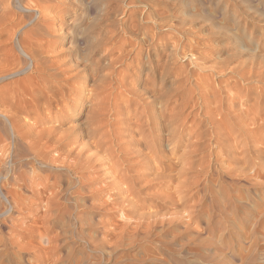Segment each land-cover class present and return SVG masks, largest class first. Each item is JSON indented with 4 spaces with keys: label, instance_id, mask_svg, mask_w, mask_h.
<instances>
[{
    "label": "rangeland",
    "instance_id": "1",
    "mask_svg": "<svg viewBox=\"0 0 264 264\" xmlns=\"http://www.w3.org/2000/svg\"><path fill=\"white\" fill-rule=\"evenodd\" d=\"M20 46L38 48L34 52L42 57L32 49L27 51L33 58L24 56ZM77 62H100L104 73L114 71L113 95L122 88L118 77L133 91L113 104L115 112L105 113L102 129L116 135L118 130L119 142L131 148L130 169L140 188L102 190L112 168L94 139L74 145L102 165L82 179L67 170L76 159H58L62 150L46 139L56 131L91 127L86 108L80 111L90 104L83 97L90 96L98 71L90 70L86 87L74 84L65 97L67 108L78 105L77 111L45 107L27 118L33 129L21 138L13 135L6 118L14 112L11 104L29 99L31 87ZM236 67L264 70V0H0V185L10 200L0 199V264H264V165L254 154L258 165L244 171L243 137L227 148L211 141L202 153L193 151L197 123L209 120L196 79L223 91L237 76ZM241 84L236 99L222 92L224 105L251 117L258 111L262 121L264 108L253 103L264 82ZM161 92L166 133L182 132L178 141L153 142L159 108L148 117L144 108ZM56 114L75 120L60 128L50 121ZM141 132L147 148L135 144ZM112 144L117 148V140ZM262 150L264 156V145ZM121 194L134 202L115 204Z\"/></svg>",
    "mask_w": 264,
    "mask_h": 264
},
{
    "label": "bare ground",
    "instance_id": "2",
    "mask_svg": "<svg viewBox=\"0 0 264 264\" xmlns=\"http://www.w3.org/2000/svg\"><path fill=\"white\" fill-rule=\"evenodd\" d=\"M23 40H24V37H23ZM23 40L21 41L22 44H24ZM26 40L28 41V39ZM32 43L34 44V42H31V44ZM36 45L34 48L38 47ZM30 46L33 47L34 45L33 46L30 45ZM41 46L39 44L38 48H41ZM31 47L27 49L33 50V48ZM38 48L36 49L37 51L35 49L31 51L32 52L36 51L37 53L39 51ZM44 48L45 47H43V51H44ZM27 49L25 47L20 46L19 50L22 52L21 53L22 55L30 58L32 55L30 54L29 50L27 51ZM36 53L34 52L32 54H34L33 56H36L38 59V56L39 57L41 56V52H39L38 55ZM33 56L31 58H33ZM157 56L159 58L161 57V54L159 53V55ZM102 57L103 56H101V58ZM37 59L35 58L34 60H37ZM123 59L125 58L121 56L117 58V60L111 61L109 63L110 68H113L114 65L117 63V61L121 63ZM22 61L23 60L20 59L19 64H21ZM87 61H90L89 58ZM100 64H101L100 62H93V63H87V64L77 62L74 69H65V68L59 69L61 71V72L59 71L60 73L51 75L49 79L42 80L41 83H39L35 87H31V89H29L28 92H26L30 97L29 99H27L26 97H22V98H18L17 100L18 102L12 101L13 103L11 104V106L13 105L12 108L14 112L10 113V116L8 115L9 117H6V118L10 122L11 130L13 131V133L14 132L18 133L19 138L23 137V133H25L27 129H29L31 126L33 129V125L29 121H27V118L34 116L35 114H37L40 110L44 109L45 107L54 108L55 110H58V113H61L63 109H65L67 112L71 111L73 108L72 107L67 108L68 105H67V100L65 99V97L70 93L71 90L75 91L74 84H76V86L78 85L80 89L86 87L87 79L91 77V75L89 74L90 70L98 71L99 73H101V75L98 78L99 80H97L95 87L88 91L90 96L83 97V98H86V100L90 98V104L87 105V101L84 102L82 104V108L80 111L81 113L84 110V108H86L84 110V113L87 115V118L90 120V122H92L91 127L87 129H84L82 126L79 127L78 129L75 127H72L66 131H60V132H57L54 129L53 133L54 131H56V133L53 135H49V137H46V139L48 138V141H50L51 144L54 146V150H56V152L58 151V149L62 150L59 152L58 159L63 158L65 160V158H70L72 156L76 159L77 161V163L75 164L76 167L74 168L68 167L67 170H70V171L73 170L77 175H79L80 179L84 177L85 171L88 173L90 172L96 173L100 170L102 165L96 164L95 160L93 159L94 157L92 156V154H90L89 152H85L83 149L75 147L74 145H76L77 143L80 142L81 139H85L86 137L94 139L93 141L94 146L99 149L105 150V152L108 155L106 159L108 162H110L108 167L112 168L110 177L108 178L107 181H105L106 186L103 187L102 190L105 191L108 189L119 188L122 193V191H126V190L128 191V189L134 190L136 188L141 187L139 183V178L133 173L134 171L130 169V166H131L130 153L132 151H131V148L119 142L118 130H117V135H116V131H111V130L104 131L102 129V125H103L102 121L104 119V115L115 112L113 111L114 110L113 104L117 103L118 105L120 103L125 102L126 101L125 98L127 97V94L130 95L133 91L126 90L125 85L123 83V79L121 77H118L117 83L122 85L120 86L122 88L121 89L119 87L117 88L116 95H113V93L109 92L110 89L113 87L112 75L114 74V71H112L110 74H106L104 73L106 68ZM33 65H34V68L36 67L39 69L38 65L36 66L35 64ZM18 67L19 66H17V68ZM160 67H161L162 74H166L167 67L164 64H162V66ZM27 69L28 67L20 68V69L15 70L14 73H21V72L24 73V71H26ZM232 71L234 72L239 71V72L237 73V76H235L233 83L231 82L230 86H227L226 88H224L225 90L223 91L210 87L209 84H207V82L204 84L203 81L199 78L196 79V87H198L199 89V93H198L199 96L197 97H199L202 100L201 105L203 106V108L206 109L205 113L207 114L209 120H208V124L202 121L197 123V128H196L198 131L197 140H196L197 143L194 145L193 151L195 153H198V152L202 153L208 147L211 141L215 142V144L221 148L222 147L227 148L231 146V143H232L231 141L233 139L236 140L238 138L243 137L244 140L242 139L241 140L244 141V145L247 146V149L245 150L246 153L244 154L245 156L242 154V156H244V160L246 163L245 164L246 166H244L243 169L244 171H247V170H252L255 166L258 165V163H256L255 161L256 158L260 162V165H264L263 153L261 152L258 153L259 151H263L262 149L264 145V131H262L263 129L262 126H264V119L259 122V119L256 118L258 111H255V116L251 117L245 111L237 112L231 105L225 106L224 97H223L222 92L225 93L224 96H227L230 98L233 97L236 99L242 90L241 89L242 86L240 87V84L242 82H247V84L252 81L264 82V70H257V69H252V68L248 70L247 68L237 69L236 67V68H232ZM84 78H86V81L84 80ZM253 90L255 89L254 88L252 89V87L245 89L243 91L245 92V94L243 93V95H245L246 97L250 95L253 92ZM193 91L194 90L192 89V85H191L189 87V92L191 95L193 94ZM256 91H259V90L256 89ZM112 96L114 97L112 98ZM164 97H165V93L161 92V94H159L155 100L145 105V108H144L145 113L143 112L146 115V117H148L149 111H155L157 108H159L157 110V114L155 115V118L161 121L160 123L161 125L159 129L157 130L156 135L154 136L153 142L159 141L160 143H162L163 141L169 140V139L178 141L183 135L182 132H177V131H171L169 133H166L167 117L164 111L165 109ZM254 100L255 101L253 103V107H255L257 110L259 108L260 109L264 108V92L263 91L256 93ZM94 101L95 103H93ZM231 101L233 100L230 99V102ZM158 105H160V107H158ZM73 107H75V109L73 110L77 111V109H79L78 105H75ZM155 107L157 108L155 109ZM58 115L59 114H56L50 117V121L55 119L54 121L59 123L60 128H62L61 126L64 124L65 121L67 122V121L75 120L74 115H71V116H64L63 114L62 116H58ZM3 116H5V114ZM137 121L139 123L140 118L137 119ZM13 135H15V133ZM144 137L145 135L143 132L139 133V137L135 141V144L140 145V146L142 145L147 148V146H149L150 143L147 140L144 141ZM42 140H41L42 142H45L44 139ZM115 140H117V148H115L116 145L113 146L112 144L114 143ZM50 142H48V144ZM152 150L153 149L151 148V151ZM160 151H161V148H160ZM254 154H257L256 158H254L255 157ZM56 159L55 160L53 159V160L56 161ZM192 164L194 165V162H192ZM116 166H117V169H114V167L116 168ZM5 191H6V188L0 185V199L4 198L7 201H10L8 199L9 198L8 192L5 193ZM133 202L134 200L132 198H130L129 196H125L124 194H121L116 199L115 204L122 205V206H128V205H131Z\"/></svg>",
    "mask_w": 264,
    "mask_h": 264
}]
</instances>
